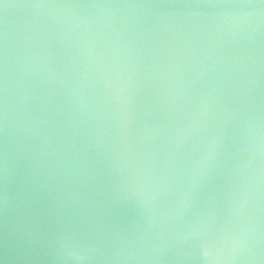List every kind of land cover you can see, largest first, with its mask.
Masks as SVG:
<instances>
[{"label":"water","instance_id":"1","mask_svg":"<svg viewBox=\"0 0 264 264\" xmlns=\"http://www.w3.org/2000/svg\"><path fill=\"white\" fill-rule=\"evenodd\" d=\"M0 264H264V0H0Z\"/></svg>","mask_w":264,"mask_h":264}]
</instances>
